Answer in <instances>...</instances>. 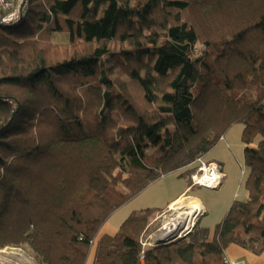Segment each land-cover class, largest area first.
<instances>
[{
  "label": "trees",
  "instance_id": "obj_1",
  "mask_svg": "<svg viewBox=\"0 0 264 264\" xmlns=\"http://www.w3.org/2000/svg\"><path fill=\"white\" fill-rule=\"evenodd\" d=\"M68 41H53L55 34ZM236 123L248 198L146 249L160 210L112 212ZM192 166V167H189ZM223 264L264 251V0H28L0 25V248L37 264Z\"/></svg>",
  "mask_w": 264,
  "mask_h": 264
},
{
  "label": "crops",
  "instance_id": "obj_2",
  "mask_svg": "<svg viewBox=\"0 0 264 264\" xmlns=\"http://www.w3.org/2000/svg\"><path fill=\"white\" fill-rule=\"evenodd\" d=\"M233 126L236 127L237 123L233 124L222 135V138L219 139L216 145L205 155L206 158L218 162L219 165L221 166V171L224 175L221 186L225 183V187H226L227 182L230 181V177H229L230 174L228 170H226V167H227L226 163L230 160V152L227 150V146L232 140L230 135H228V132L229 130L233 128ZM242 128L243 126L241 125V127H239L238 129L240 133L242 132ZM244 147H245V144H244ZM158 180L159 179L151 182L140 193H138L135 197L131 199V200L134 199L135 204L132 206L131 209L128 210L126 217L133 210H139V209H145V208L164 209V208L170 207L172 203H174L176 200L180 199L184 195H190L191 197L197 199L199 203L201 204L202 210L204 211L203 213L204 215L202 214L203 216H205L209 211H211L212 217L217 216V218L214 217V219L216 220L213 221L216 224L218 223L216 221H221L222 218L225 216L233 200L237 199V200L244 201L248 198L247 189L245 187H244V190L242 189L244 182L238 178L236 181L234 180L232 184L229 185V187H227V189L225 188L221 196L217 197L216 199L212 201L207 200V202H204V200L200 196L191 193V191H193V188L198 187V186L192 185L189 181L187 184H183L179 188L171 189L169 186H166L163 184L158 185L156 183L158 182ZM243 180H245V178ZM124 204L121 205L120 207L124 206ZM113 213L114 212H112L110 216L107 218V220L101 225L96 238H99L100 236L104 234L114 235L117 232L118 227L120 226V224L126 217L121 222H119L118 225H112V223L108 222V220L112 216ZM157 214H158V211L154 214V217L151 219L150 221L151 224L152 223L154 224V220L157 217ZM200 216L198 217L197 225H199ZM215 224H211L213 226L206 227L207 229L210 230L209 238L212 236V230ZM91 247H90L89 253L93 248ZM89 253H88V256L84 264H93L94 248H93V253L90 256H89ZM225 254L233 258H243L248 262V264H264V251L260 255H254L253 253L237 245L232 244L226 248Z\"/></svg>",
  "mask_w": 264,
  "mask_h": 264
},
{
  "label": "rangeland",
  "instance_id": "obj_3",
  "mask_svg": "<svg viewBox=\"0 0 264 264\" xmlns=\"http://www.w3.org/2000/svg\"><path fill=\"white\" fill-rule=\"evenodd\" d=\"M53 41L57 43H64L68 41V37L66 34H60V33L55 34ZM241 125L242 124L237 123V126L236 127L233 126V128L229 130L228 132V135H230L232 140L227 146V150L230 152V160L226 163L227 165L226 170H228L230 174L229 176L230 181L227 182L226 187L224 183L222 186L220 185L221 187L219 186L220 188L217 187L218 189H209V188H205L202 186H198V187H194L193 191H191L192 194H196L200 196L204 200V202H207V200L212 201L216 199L217 197L221 196L225 188L227 189V187H229V185H231L234 180L236 181L237 178L244 182L243 179L246 177L248 170L246 166L244 165V144L241 141V133L240 131H238ZM220 138H222V136ZM203 157L206 160L214 161V160L206 158L205 156ZM193 165L195 166L196 164L193 163ZM189 167H192V166H189ZM183 172H185V168L180 169L175 172L167 173L163 175L161 178H159L158 182L156 183L158 185L163 184V185L169 186L171 189L179 188L183 184L188 183L187 178L180 175V173H183ZM193 172H191V174ZM244 187L245 186L243 184V188H242L243 190H244ZM188 197H191V196L184 195L181 198H188ZM134 204H135L134 199L131 201H128V203L124 204V206L114 211L112 216L109 218L108 222L112 223V225H118V223L121 222L126 217L128 210L131 209ZM187 210L188 208L185 205H182L181 207H177L173 209L167 207V208L158 210L157 217L155 218L154 224H153L154 229L152 230L151 233L157 231L159 228L164 226L167 222L172 221L178 215H180L181 213ZM202 214H198V217L201 215L198 228H206L207 226H213L211 224H215L213 221L216 220L214 219V217L217 218V216L212 217L211 211H209L205 216H203L204 214L203 215ZM216 222H219V221H216ZM94 243H95V239L92 244L93 248H94ZM93 248L90 251L89 256L93 253ZM0 264H37V263L33 259L28 249L7 246V247L0 248Z\"/></svg>",
  "mask_w": 264,
  "mask_h": 264
},
{
  "label": "built area",
  "instance_id": "obj_4",
  "mask_svg": "<svg viewBox=\"0 0 264 264\" xmlns=\"http://www.w3.org/2000/svg\"><path fill=\"white\" fill-rule=\"evenodd\" d=\"M27 7L28 0H0V25H13L20 22L27 12ZM195 164V171L190 175L192 185L209 189H216L221 185L224 175L218 163L201 156L195 160ZM203 212L201 210L198 214ZM198 214L194 217L195 220L191 226H188V219L185 221L184 218L177 216L157 231L141 237V261L147 248L160 243H169L190 234L198 220ZM222 262L223 264H248L243 258H233L226 254L223 255Z\"/></svg>",
  "mask_w": 264,
  "mask_h": 264
},
{
  "label": "bare ground",
  "instance_id": "obj_5",
  "mask_svg": "<svg viewBox=\"0 0 264 264\" xmlns=\"http://www.w3.org/2000/svg\"><path fill=\"white\" fill-rule=\"evenodd\" d=\"M185 205L188 210L178 215V218L188 219V226H191L194 222V217L202 210V206L199 201L193 197L180 198L171 204L169 208H177Z\"/></svg>",
  "mask_w": 264,
  "mask_h": 264
}]
</instances>
